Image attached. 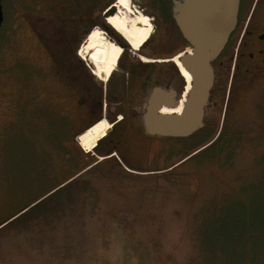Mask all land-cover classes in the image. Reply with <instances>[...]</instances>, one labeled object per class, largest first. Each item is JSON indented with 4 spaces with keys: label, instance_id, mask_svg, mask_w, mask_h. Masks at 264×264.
I'll return each mask as SVG.
<instances>
[{
    "label": "rangeland",
    "instance_id": "374dc122",
    "mask_svg": "<svg viewBox=\"0 0 264 264\" xmlns=\"http://www.w3.org/2000/svg\"><path fill=\"white\" fill-rule=\"evenodd\" d=\"M1 4L0 202L35 199L59 186L8 221L0 241H14L23 225L41 218L55 228L50 237L33 241L53 240L59 252L72 251L71 264H264V111L251 110L250 141L233 164L204 166L199 180L189 173L106 171L92 163L97 157L87 159L77 138L69 161V144L55 140L54 129L61 138L62 126L51 112L50 92L40 100L46 88L34 64L42 52L27 28L31 16L21 14L31 4ZM88 164L79 176L66 179ZM90 185L140 188L113 193Z\"/></svg>",
    "mask_w": 264,
    "mask_h": 264
},
{
    "label": "flooded vegetation",
    "instance_id": "af4514ba",
    "mask_svg": "<svg viewBox=\"0 0 264 264\" xmlns=\"http://www.w3.org/2000/svg\"><path fill=\"white\" fill-rule=\"evenodd\" d=\"M26 1L31 10L21 14L31 16L25 20L27 28L35 34L42 52L34 64L35 75L44 79L46 88L40 100H45L50 92L51 112L60 120L56 125L62 126L61 138L54 129L55 140L69 144V161L76 138L101 120L110 129L95 150L87 153V159L97 157L92 163L112 172V168L122 171L123 167L132 173L168 177L189 173L197 174L199 180L202 167L232 165L250 141L251 110L255 115L264 111V0H239L236 27L211 64L214 80L202 126L185 136L150 134L143 123L147 99L156 87L171 92L157 102L156 109L162 113L169 109L168 104L181 110L188 90L186 80L174 65V58L188 43L172 17V0H128L131 14L144 16V26L151 28L150 36L137 49L109 22L117 11L118 0ZM95 31L121 50L107 79L102 77V67L93 62L92 51L81 55L82 47ZM47 33L51 40L46 38ZM89 166L72 171L66 179H74ZM58 186L42 191L35 199L17 201L19 196L1 201L0 231L12 223L8 221L15 215ZM90 187H108L113 193H119L115 189L140 188ZM59 207L55 208L53 221ZM54 228L53 223L41 218L23 225L14 241H0V264H69L72 251L59 252L53 240L33 241L40 235L50 237ZM59 256L62 259L58 263L54 257Z\"/></svg>",
    "mask_w": 264,
    "mask_h": 264
},
{
    "label": "water",
    "instance_id": "95a60500",
    "mask_svg": "<svg viewBox=\"0 0 264 264\" xmlns=\"http://www.w3.org/2000/svg\"><path fill=\"white\" fill-rule=\"evenodd\" d=\"M239 0H172V17L188 43L180 54L181 66L190 74L182 109L162 113L156 109L162 97L171 95L156 87L147 99L143 123L150 134L185 136L202 126L204 110L213 86L212 62L224 49L236 27ZM3 10L0 0V28ZM180 72L177 65L174 63ZM166 107L175 109L173 104ZM97 144V143H96Z\"/></svg>",
    "mask_w": 264,
    "mask_h": 264
},
{
    "label": "bare ground",
    "instance_id": "6f19581e",
    "mask_svg": "<svg viewBox=\"0 0 264 264\" xmlns=\"http://www.w3.org/2000/svg\"><path fill=\"white\" fill-rule=\"evenodd\" d=\"M115 8L117 11L109 18V22L127 36L128 40L132 42L134 49L139 48L151 34V28L144 26L147 24V19L141 14H137L136 16L131 14L128 0H118ZM89 51H92L91 58L96 66L102 67L103 79H107L116 66V62L121 54L120 48L109 42L98 31H95L90 36L89 43L85 47H82L81 55ZM179 57L180 55L175 57L174 61L181 75L186 80L188 89L191 77L188 71L181 66ZM179 111L180 107L175 109L165 108L163 110V112L170 113H177ZM109 129V124L105 120H101L81 133L77 137V141L83 150L91 152L96 143L108 133ZM101 158L99 157V159Z\"/></svg>",
    "mask_w": 264,
    "mask_h": 264
},
{
    "label": "trees",
    "instance_id": "16d2710c",
    "mask_svg": "<svg viewBox=\"0 0 264 264\" xmlns=\"http://www.w3.org/2000/svg\"><path fill=\"white\" fill-rule=\"evenodd\" d=\"M264 155V154H263ZM262 164H263V169H264V156H263V159H262ZM84 167V166H83Z\"/></svg>",
    "mask_w": 264,
    "mask_h": 264
}]
</instances>
